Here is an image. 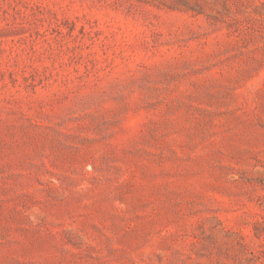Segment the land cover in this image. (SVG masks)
Returning a JSON list of instances; mask_svg holds the SVG:
<instances>
[{"label": "rangeland", "instance_id": "rangeland-1", "mask_svg": "<svg viewBox=\"0 0 264 264\" xmlns=\"http://www.w3.org/2000/svg\"><path fill=\"white\" fill-rule=\"evenodd\" d=\"M0 264H264V0H0Z\"/></svg>", "mask_w": 264, "mask_h": 264}]
</instances>
